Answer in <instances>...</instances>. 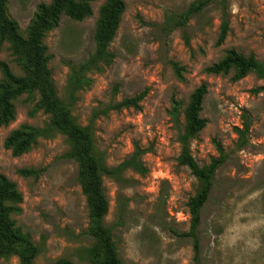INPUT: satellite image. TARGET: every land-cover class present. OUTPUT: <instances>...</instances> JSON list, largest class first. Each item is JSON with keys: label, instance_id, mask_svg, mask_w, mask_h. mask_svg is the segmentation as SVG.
<instances>
[{"label": "rangeland", "instance_id": "1", "mask_svg": "<svg viewBox=\"0 0 264 264\" xmlns=\"http://www.w3.org/2000/svg\"><path fill=\"white\" fill-rule=\"evenodd\" d=\"M122 1L124 9L108 45L112 61L87 74L89 86L76 92L70 106L76 122L89 125L107 166L129 155L134 144L147 150L141 156L144 175L126 169L122 180L102 177L108 202L103 222L111 227L118 257L124 264H264V91H251L262 81L252 73L234 80L232 71H204L228 48L264 59V0H225L229 30L220 44L215 43L218 10L212 3L181 27L174 25L175 18L193 0ZM40 2L49 0H6V13L22 36ZM102 2L92 0L91 14L81 20L60 15L57 25L43 35L59 97L69 67L93 51ZM0 60L13 74H22L7 41L0 42ZM200 83L206 86L199 111L205 124L190 139L189 152L197 164H205L216 155L213 141H218L227 158L216 169L200 209L195 259L190 239L179 234L188 229L186 201L197 182L177 161V125L168 111L171 101H177L181 128L188 96ZM142 90L137 109L110 107ZM32 104L24 94L18 96L13 100L14 118L0 125V173L21 196L9 202L17 208L9 218L38 246L33 264H51L61 257L87 264L86 249L95 241L87 232L86 202L76 180L77 165L66 156L64 135L39 137L19 155L2 146L5 135L19 124L42 126L47 121L41 110L29 113ZM242 113L249 119V130L246 143L236 148L232 128L240 124ZM20 168L34 173L23 175ZM0 264L18 260L10 256Z\"/></svg>", "mask_w": 264, "mask_h": 264}, {"label": "trees", "instance_id": "2", "mask_svg": "<svg viewBox=\"0 0 264 264\" xmlns=\"http://www.w3.org/2000/svg\"><path fill=\"white\" fill-rule=\"evenodd\" d=\"M92 0H49L40 2L30 19L26 33L22 36L16 23L7 15L6 0H0V42L7 41L15 62L20 66L22 74H13L8 65L0 60V125L8 124L14 118L13 100L24 94L28 101L33 102L30 114L41 110L48 115L42 126H32L21 123L11 129L3 138L2 146L13 155H19L29 150L37 138L50 137L55 132L64 135L69 146L66 156L77 165L76 180L84 196L87 207L88 235L95 241L92 247L86 249L87 264H124L118 257L112 241L111 227L103 222L107 212L108 202L102 187V177L108 175L116 180H122L121 173L131 169L138 175H144L146 167L141 156L147 150L137 144L124 159L114 166H107L102 153L95 148L89 125H80L70 113V106L76 99V92L89 86L91 79L87 75L92 71H100L103 66L112 61V53L108 50L117 28L120 14L124 9L122 0H103L98 7L92 35L93 51L83 60L71 65L68 69L63 95L56 94L50 70L47 67L48 56L42 43L46 31L55 27L60 15L72 20H81L91 14ZM210 3L218 10V27L215 43L220 44L229 30L225 0H193L180 12L174 25L184 26L187 19L201 13ZM187 44V38L184 36ZM177 76L180 77L179 67L172 64ZM207 74H226L233 72L232 79H239L247 73L254 74L262 84L252 88L253 93L264 91V59L258 60L253 55H242L233 48L224 50L223 55L204 68ZM206 92L204 83L198 84L189 94L183 109V125L178 128V102L171 101L169 115L177 125L176 140L179 144L177 161L187 167L197 182L194 194L186 201L189 216L188 229L179 235L190 239L192 251L196 259L198 239L196 229L199 223L200 209L207 199L212 186L216 169L227 158V152L218 141H213L216 155L209 158L207 163L199 165L189 152V141L205 124L199 116L201 101ZM144 90L123 97L110 107L114 110L121 108L139 107V101L144 96ZM36 95V98H35ZM235 134L234 145L241 148L246 143L249 130V119L241 114V122L233 126ZM18 172L26 175L33 174L30 168H20ZM20 193L15 184L4 174L0 173V259L16 256L18 264H33L38 253V246L32 243L28 236L21 233L9 218V213L16 207L9 202L19 201ZM51 264H73L65 258H57Z\"/></svg>", "mask_w": 264, "mask_h": 264}]
</instances>
